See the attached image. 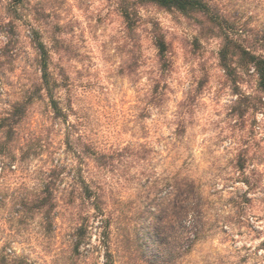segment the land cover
Segmentation results:
<instances>
[{
    "label": "rangeland",
    "instance_id": "obj_1",
    "mask_svg": "<svg viewBox=\"0 0 264 264\" xmlns=\"http://www.w3.org/2000/svg\"><path fill=\"white\" fill-rule=\"evenodd\" d=\"M199 1L0 0V264H264V0Z\"/></svg>",
    "mask_w": 264,
    "mask_h": 264
},
{
    "label": "trees",
    "instance_id": "obj_2",
    "mask_svg": "<svg viewBox=\"0 0 264 264\" xmlns=\"http://www.w3.org/2000/svg\"><path fill=\"white\" fill-rule=\"evenodd\" d=\"M152 3H155L164 8L176 9L184 14L189 12H201L205 11V6L199 0H148ZM155 45L158 50V54L161 58L164 57L166 51V45L163 38L160 35H155ZM34 47L39 54L38 65L41 72V88L34 86L33 91L31 92V96H29L26 101L28 104H32L34 99L40 100L42 99V95L40 90H45L48 98L50 99V103L54 111L59 114V108L57 102L53 99V83L51 82L49 71H48V53L45 48L43 42L39 39L34 40ZM227 48H223L220 52L221 60L225 63L227 60ZM245 55L248 57V63L252 64L258 74L259 77V87L262 92H264V58L255 56L254 54H248L245 52ZM16 114L22 113L21 109H16ZM14 113V115H15ZM13 115V116H14ZM11 124H15L16 122L13 118L10 119ZM11 124H6L5 119L0 121V129L7 128L6 137L12 132ZM47 199L43 201L42 207H46ZM8 264H13L9 261Z\"/></svg>",
    "mask_w": 264,
    "mask_h": 264
}]
</instances>
